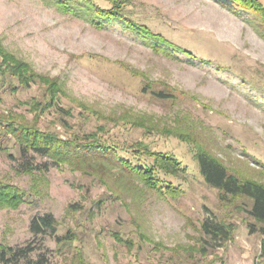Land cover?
I'll list each match as a JSON object with an SVG mask.
<instances>
[{"label": "rangeland", "instance_id": "374dc122", "mask_svg": "<svg viewBox=\"0 0 264 264\" xmlns=\"http://www.w3.org/2000/svg\"><path fill=\"white\" fill-rule=\"evenodd\" d=\"M122 15L125 22L96 27L41 0H0L3 49L60 89L52 96L39 77L23 86L0 69V183L23 196L18 207L0 209V245H29L28 258L44 264H259L264 223L247 214L251 201H221L195 161L197 144L240 181L264 185V40L255 18L217 0H128ZM129 24L163 38L167 51ZM6 119L61 139L94 134L133 163L152 161L143 151L170 155L183 172L156 176L180 193L162 197L87 162L21 172ZM176 130L187 137L168 133ZM43 214L65 240L30 234L31 219ZM206 218L231 226L229 240L204 235Z\"/></svg>", "mask_w": 264, "mask_h": 264}, {"label": "trees", "instance_id": "16d2710c", "mask_svg": "<svg viewBox=\"0 0 264 264\" xmlns=\"http://www.w3.org/2000/svg\"><path fill=\"white\" fill-rule=\"evenodd\" d=\"M44 4L53 6L56 10L73 15L77 18H84L90 24L99 27L105 21L125 22L122 15L123 8L128 0H106L109 8L97 6L93 0H41ZM229 11L239 14L252 15L257 25V33L264 40V5L258 0H217ZM131 31L137 35L152 37L157 43L162 44L163 51L166 50L168 43L158 35H152L146 28L136 24H129ZM0 69L1 73H7L17 79L18 84L28 86L37 77L47 85V92L52 96L60 90L54 80L41 78L34 74L30 67L15 59L5 51L0 44ZM41 82V81H40ZM160 99H167L169 96L163 92L155 94ZM53 102V98H51ZM63 111V110H61ZM64 112V111H63ZM65 113V112H64ZM1 123V121H0ZM5 135L13 138L19 148L20 157L24 162L20 165V171L31 173L33 171L45 172L49 166L66 165L73 169H81L85 162L97 165H104L105 169L115 170L119 176L131 178L140 184L144 189L153 191L162 197H175L180 192L169 184H163L156 172L164 175L177 177L183 172L180 163L170 155L158 152H146L145 155L152 161L141 164L139 160L131 162L118 156L117 149L96 139L94 134L82 136L73 135L72 137L61 139L53 133L38 130L35 125L28 123H16L13 119H6L2 124ZM175 137L184 139L186 134L174 131L168 132ZM195 161L204 183L219 191V199L225 201L228 198H247L251 201L250 209L247 214L258 223H264V185L250 180L240 181L236 176L229 174L227 168L213 156H211L202 146L195 144ZM142 152L134 150L136 156ZM39 156L48 158L49 163L33 165L31 157ZM12 158V156H10ZM113 169V170H112ZM113 173V172H112ZM111 192L114 190L106 185ZM23 202L22 192L15 187L5 186L0 183V209H14ZM201 232L221 242H226L230 238L231 226L215 222L211 218H206L200 224ZM255 228L249 226V232L253 233ZM264 235V228L259 230ZM29 232L34 237L50 236L57 242L65 240V237L57 236L56 220L51 214L37 215L33 217L29 224ZM33 249L28 245L25 248L12 249L0 245V263L18 264L24 260L25 264H44V260L39 258L31 261L28 255ZM259 264H264V240L261 242L259 253ZM81 263V262H80Z\"/></svg>", "mask_w": 264, "mask_h": 264}]
</instances>
